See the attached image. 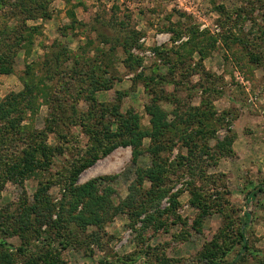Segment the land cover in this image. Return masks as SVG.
I'll list each match as a JSON object with an SVG mask.
<instances>
[{"label":"rangeland","instance_id":"rangeland-1","mask_svg":"<svg viewBox=\"0 0 264 264\" xmlns=\"http://www.w3.org/2000/svg\"><path fill=\"white\" fill-rule=\"evenodd\" d=\"M0 66L1 264H264V0H0Z\"/></svg>","mask_w":264,"mask_h":264},{"label":"trees","instance_id":"trees-1","mask_svg":"<svg viewBox=\"0 0 264 264\" xmlns=\"http://www.w3.org/2000/svg\"><path fill=\"white\" fill-rule=\"evenodd\" d=\"M127 45H129V43L128 42H123V47L125 48V50H126V52L127 53H130L129 52V49L126 47ZM132 56L130 55L129 56V59L131 58ZM56 62H58V61H56ZM58 65L60 64V63H57ZM1 67V66H0ZM6 71V69H2V70H0V73H6L5 72ZM58 77L60 76V75H57ZM155 109H157V112H156V114H155V119H159V118H162V120H159V125H157V122L156 121H158V120H156L155 122H154V116H152V120H151V122H152V126H153V130H155V131H140V130H138L137 129V124L136 125H133V127L131 128V132L133 133L132 135H133V137L134 138H136L137 136L140 138V141H141V139H143V138H145V137H148V136H150L151 134L150 133H153L157 138H158V136L159 135H161L160 133H158L157 131H158V127L159 126H165V121H166V118H164L165 117V115L160 111L159 113H158V111H159V108H155ZM162 114V115H161ZM156 115H157V118H156ZM161 115V116H160ZM160 116V117H159ZM156 129H157V131H156ZM138 138V139H139ZM160 138V137H159ZM130 143H132V144H134V140H131L130 141ZM139 154V150H135V158H134V161H136L137 160V155ZM155 156H156V154H155ZM139 177V180H137V181H135V183H133L132 185H130L129 186V191H130V193H129V195L123 200V203H121V204H119V205H117L115 208H113V206L111 205L110 206V208H112V210H114L115 211V213L117 214V213H119V212H121V210H124V208H125V206H130V207H132L133 205H134V201H135V199H134V197L136 196H134L133 195V190H134V188H136V185H138V186H142V184H143V182H144V180L145 179H148V180H150L152 183L153 182H155L156 180H158L159 179V177H160V175H159V171L158 170H155V169H151V168H146V169H142L141 167H139L138 169H137V178ZM156 177H157V179H156ZM93 187H94V184L93 183H88V184H86V185H83L82 187H80V194L79 195H81V196H86V195H90L91 193V190L93 189ZM264 188L263 187H260L259 188V190H263ZM255 196V192H252V194H251V196ZM141 202L143 203V200H141ZM140 201L138 202V203H136V205L134 206L135 208H137V207H141V206H139V205H141L142 203H141ZM249 218H250V215H249V213H247L246 214V219H245V222H244V225L246 226L247 225V222H248V220H249ZM240 238H241V240H242V243H243V246H242V250H241V253H243V252H245L246 251V249H247V242H246V239H245V237H244V233H243V231H241L240 232ZM11 248L14 250V251H16V252H18V253H21V254H23V252H25L26 250H25V248H23V247H14V246H11ZM236 260V259H235ZM1 264V263H0ZM213 264H220V263H213Z\"/></svg>","mask_w":264,"mask_h":264}]
</instances>
